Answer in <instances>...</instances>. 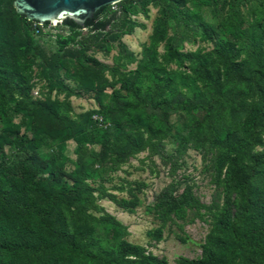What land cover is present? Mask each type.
I'll list each match as a JSON object with an SVG mask.
<instances>
[{"label": "rangeland", "instance_id": "374dc122", "mask_svg": "<svg viewBox=\"0 0 264 264\" xmlns=\"http://www.w3.org/2000/svg\"><path fill=\"white\" fill-rule=\"evenodd\" d=\"M174 12L193 26L178 47ZM123 14L114 40L74 45L78 56L54 69L37 52H55L57 35L71 30L50 24L24 39V84L1 97L0 171L19 175L35 157L41 185L79 186L81 203L95 206H73L66 218L93 250L123 241L167 264L204 260L221 210H240L224 177L229 160L239 156L236 179L264 153V0H146ZM36 101L44 120L31 149L22 114ZM251 189L264 211V167Z\"/></svg>", "mask_w": 264, "mask_h": 264}, {"label": "trees", "instance_id": "16d2710c", "mask_svg": "<svg viewBox=\"0 0 264 264\" xmlns=\"http://www.w3.org/2000/svg\"><path fill=\"white\" fill-rule=\"evenodd\" d=\"M143 1L146 0L118 2L117 12L104 19L100 16L110 6L100 8L84 24V28L96 33L95 36L85 37L82 28L71 20L63 21L61 25L71 33L57 35L55 52L49 54L46 50H39L37 55L47 68L54 69L64 59L78 56L79 51L74 45H79L82 50L104 47L107 41L117 37L110 32L111 28L120 31L124 27L125 7H136ZM156 1L165 3L167 0ZM170 17L175 25L172 46L189 42V32L193 29L191 21L179 12L172 13ZM32 23L15 12L13 0H0V113L4 106L2 94L18 90L24 84L18 65L24 39L34 35ZM48 25L44 23L43 27ZM97 33L107 35L104 37ZM29 105L32 108H25V111L32 112L22 114V121H27L30 127L32 136L25 139V144L32 149L39 145L40 140L35 138V134L37 124L44 120L41 114L44 106L40 101ZM5 139L0 135V145L5 143ZM32 158L34 165L23 167L19 175L5 177L0 171V264H167L164 259L144 255L138 246L123 241H111L105 247L98 246L93 250L80 234L70 231L66 218V212L73 214V206L75 209L85 205L94 208L93 201L86 199L81 203L79 186L69 190L64 185L57 188L41 185L36 177L44 167L35 157ZM249 161L250 168L239 178H233L239 156L229 160L225 170L224 177L232 184L240 202L237 217L233 218L227 208L221 210L205 259L184 261V264H264V211L258 206L251 189L252 179L264 167V153ZM222 168L220 163L218 171Z\"/></svg>", "mask_w": 264, "mask_h": 264}, {"label": "water", "instance_id": "95a60500", "mask_svg": "<svg viewBox=\"0 0 264 264\" xmlns=\"http://www.w3.org/2000/svg\"><path fill=\"white\" fill-rule=\"evenodd\" d=\"M121 1L123 0H13V8L26 20L39 25H57L71 20L83 29L85 21L91 19L100 8Z\"/></svg>", "mask_w": 264, "mask_h": 264}, {"label": "built area", "instance_id": "2783aa9c", "mask_svg": "<svg viewBox=\"0 0 264 264\" xmlns=\"http://www.w3.org/2000/svg\"><path fill=\"white\" fill-rule=\"evenodd\" d=\"M116 4H117V3L112 4V5H114L113 7H115ZM112 5H110V6H112ZM113 7H112L111 9H112V10H115ZM115 8H116V7H115ZM48 26H49V25H48ZM42 27H43V25H39V24L36 23V22L32 23L31 28H32L33 34H34V35H38V34L40 33V30H41ZM34 95H35V97L39 98L38 91L34 92Z\"/></svg>", "mask_w": 264, "mask_h": 264}]
</instances>
